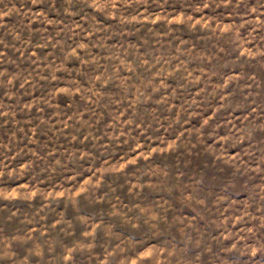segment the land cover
<instances>
[{
    "label": "rangeland",
    "instance_id": "obj_1",
    "mask_svg": "<svg viewBox=\"0 0 264 264\" xmlns=\"http://www.w3.org/2000/svg\"><path fill=\"white\" fill-rule=\"evenodd\" d=\"M206 2L148 0L122 25L0 0V189L19 190L0 196V243L15 264H112L117 249L264 264V0Z\"/></svg>",
    "mask_w": 264,
    "mask_h": 264
},
{
    "label": "clouds",
    "instance_id": "obj_2",
    "mask_svg": "<svg viewBox=\"0 0 264 264\" xmlns=\"http://www.w3.org/2000/svg\"><path fill=\"white\" fill-rule=\"evenodd\" d=\"M34 3H39L41 2V0H33ZM57 0H48V3H50L53 7L55 6ZM148 2V0H64V3L72 6L74 4H78L81 8H92V9H96L100 12H102L104 15H108V16H114L120 24L122 25H127V24H131L135 21H139L143 18V14L141 15H137V16H131V17H126L124 15V13L129 9V8H135L137 11L139 10V8L143 5H145ZM212 0H207L205 6H207L208 3H211ZM228 3H231V0H227ZM245 2V0H238V3H243ZM261 2V0H258V4ZM119 6V7H118ZM264 6V5H262ZM67 10V9H65ZM4 15L3 11L0 10V16ZM149 20H152L151 17H148ZM156 19L158 20H167V17H157ZM191 18L190 17H184V15L181 13L180 15L176 16L173 18L172 21H170V23H181V22H185V21H190ZM79 48H87L86 45H81L79 46ZM78 50V48H74L72 50L71 53H69V55H75L76 51ZM0 56H3V53H0ZM84 63H89L88 60H85ZM3 73H0V85H2L3 82ZM102 82H103V77L101 78ZM82 94L87 92V91H91L93 95H95V91L94 89H89V90H85V89H78ZM60 92L65 93L69 96H74L75 92L72 90L71 87L68 88H63L60 89ZM56 95V92L53 91L52 96L54 97ZM3 108V104L0 103V109ZM241 133H244L246 130L245 129H240L239 130ZM176 145L174 144L173 147H175ZM128 163H135V160L132 161H125L122 165H118L115 169H112V171L114 172H121L123 170V168L127 167ZM27 167V166H26ZM13 173H10L9 175H11ZM5 175V172L0 169V180H2L3 176ZM98 185L96 184H92L89 183V185L86 187L85 191H95L96 187ZM26 187V186H23ZM19 194V190H13L11 193H8L7 195H5L4 190L0 189V196H4V198H16V196ZM45 195V197L47 198L48 195L50 194H45V193H41L39 188L33 189L29 191V195L27 198H33L37 195ZM83 194V193H81ZM158 218L153 216L151 217L152 221L157 220ZM149 221H146L144 218H139L137 221L133 222V226H139L143 223H146ZM260 250H264V245H260L258 248H254L253 252L256 251H260ZM120 253L121 250L117 249L116 250V259H113L112 256L110 255L109 259L112 260V264H141V262L143 260H147V259H152L154 261V264H172V258L173 256H175V252H169L167 253V256L164 260H161L160 257L161 255H163L162 252H160L159 250H156L155 252H151V253H141L137 256H135L134 258H124V259H120ZM11 260L12 264H15V260L13 258V253L11 251V249L3 243H0V260Z\"/></svg>",
    "mask_w": 264,
    "mask_h": 264
}]
</instances>
